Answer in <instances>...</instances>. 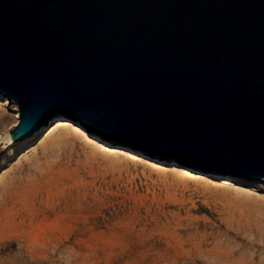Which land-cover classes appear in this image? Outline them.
Returning a JSON list of instances; mask_svg holds the SVG:
<instances>
[{"label":"water","instance_id":"95a60500","mask_svg":"<svg viewBox=\"0 0 264 264\" xmlns=\"http://www.w3.org/2000/svg\"><path fill=\"white\" fill-rule=\"evenodd\" d=\"M0 94L12 141L62 115L264 182V0H0Z\"/></svg>","mask_w":264,"mask_h":264},{"label":"rangeland","instance_id":"374dc122","mask_svg":"<svg viewBox=\"0 0 264 264\" xmlns=\"http://www.w3.org/2000/svg\"><path fill=\"white\" fill-rule=\"evenodd\" d=\"M12 106L0 99V264H264L263 181L106 141L124 152L110 156L73 132L50 136L54 117L6 146Z\"/></svg>","mask_w":264,"mask_h":264},{"label":"bare ground","instance_id":"6f19581e","mask_svg":"<svg viewBox=\"0 0 264 264\" xmlns=\"http://www.w3.org/2000/svg\"><path fill=\"white\" fill-rule=\"evenodd\" d=\"M0 99L1 101L4 102V104L6 103H10L12 106V111H13V116H14V119H15V123L14 125L16 124L17 122V109H16V106L15 104L11 101L9 102L7 100V98H5L3 95L0 94ZM54 122H53V128L51 129V132L50 133V136H52L56 131L58 133V135L60 134H66V133H71L73 132L74 134L78 135L81 139H85L86 143L88 145H92L93 147L97 146L101 149H105L106 150V154L110 155V156H118L119 154H124L123 150H113L111 148H108L105 144H106V141L105 139H102L100 137H98L97 135L94 134V136L90 137L86 134V132L84 131V129H82L81 127H79L77 124H73L71 122H69V120L67 121L66 119H64V117L62 115H56L54 116ZM44 127L41 126L40 128H38L36 131L38 130H41L43 129ZM36 131H34L33 133H35ZM32 133V134H33ZM72 133V134H73ZM49 135V134H48ZM57 135V136H58ZM3 139V143L6 145V146H9V145H13V144H19L21 143V141H12V139L10 138V135H9V132L8 130L5 132V134L3 135L2 137ZM105 145V146H104ZM135 152H132V156H137L138 153H136V155H134ZM129 155V154H128ZM153 165V167H155L156 169L159 170V173H162V175L164 176L167 172V169L162 167V166H158L154 163H151ZM154 168V169H155ZM170 172L172 173V175L175 177V179L179 180V181H182L184 180L187 176L189 177H195L197 178L196 175H194V173H191L189 171H187V169L185 168H182V167H175V168H172V170H170ZM169 173V172H167ZM215 173V172H214ZM158 174V173H157ZM171 175V174H170ZM171 175V176H172ZM160 176V175H159ZM194 178V179H195ZM226 179V180H225ZM223 180V183H226L227 180L229 179V176H226ZM228 184V183H227ZM232 190L235 191V192H239V191H243L242 188H238L237 186H232ZM240 193V192H239ZM242 193V192H241Z\"/></svg>","mask_w":264,"mask_h":264}]
</instances>
